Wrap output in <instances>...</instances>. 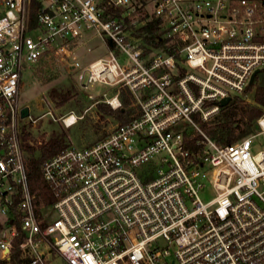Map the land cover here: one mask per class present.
Instances as JSON below:
<instances>
[{
    "label": "built area",
    "instance_id": "obj_1",
    "mask_svg": "<svg viewBox=\"0 0 264 264\" xmlns=\"http://www.w3.org/2000/svg\"><path fill=\"white\" fill-rule=\"evenodd\" d=\"M148 1L152 43L130 21L132 0H0V264H264V108L234 142L207 132L220 100L264 69V0ZM84 35L104 51L76 81L115 86L101 101L119 109L125 92L133 111L45 159L51 200L37 206L22 73Z\"/></svg>",
    "mask_w": 264,
    "mask_h": 264
},
{
    "label": "rangeland",
    "instance_id": "obj_2",
    "mask_svg": "<svg viewBox=\"0 0 264 264\" xmlns=\"http://www.w3.org/2000/svg\"><path fill=\"white\" fill-rule=\"evenodd\" d=\"M134 10L130 16V21L133 22V27H139L149 16L151 4L148 0H132ZM61 43L57 46V50L51 54L53 60L52 67L40 69V62L25 69L22 73V83H28L20 91V102L29 108V116L20 119L21 127L30 133L29 144L36 145L40 142L46 141L49 138L57 137L62 139L64 145H73L76 147L86 146L96 139L103 136L106 132L111 130L119 120L112 113H103L97 109V104L105 106L108 111L115 112L117 109H112L110 105L102 102L104 97H110L115 92V86L111 87L102 83H93L82 87L76 81L74 68L70 70L66 61L75 60L77 64L85 66L92 58L103 53L102 49L97 47L93 42L75 43L64 45ZM61 46V47H60ZM56 49V48H55ZM54 49V50H55ZM50 68V70H48ZM78 68H81L79 66ZM32 81V82H31ZM72 84L74 89L70 91L71 99L63 104H57L59 99H51L47 92L48 90L62 83ZM31 82V84H30ZM91 95V97H89ZM253 88L245 91L244 94H233L232 99L235 97H242L244 103L247 105H254L252 100ZM128 103L131 106L128 96ZM119 100L122 104L121 93ZM61 103V102H60ZM92 104H94L92 106ZM129 105H126L129 106ZM122 106H124L122 104ZM86 107L82 112L81 108ZM81 114V115H80ZM131 114V113H130ZM74 115L77 120L69 126H65L62 118ZM246 128L245 123H239V128L236 133ZM253 131V129H252ZM255 146L252 151L255 152L261 147L262 136L258 135L254 138ZM40 181L46 185L40 172ZM30 189V188H29ZM34 195L35 193L32 192ZM213 196L211 191L206 190L200 193L203 201H208ZM36 197V195H35ZM39 206L44 201H35Z\"/></svg>",
    "mask_w": 264,
    "mask_h": 264
},
{
    "label": "trees",
    "instance_id": "obj_3",
    "mask_svg": "<svg viewBox=\"0 0 264 264\" xmlns=\"http://www.w3.org/2000/svg\"><path fill=\"white\" fill-rule=\"evenodd\" d=\"M123 8L117 7L112 8L111 13L120 17ZM126 21V19H124ZM152 22H147L145 25H142L139 30H145L148 32L144 36V40L147 43L153 42V36L150 35L149 31L151 29ZM135 34V33H134ZM136 35V34H135ZM139 34H137L138 36ZM253 88L252 100L254 105H247L244 103L243 99L240 97H235L228 101V103L220 108V115L218 117V122L214 127H211L207 130L209 135L215 138L220 143H231L234 142L239 136L247 134L254 129V120L264 108V69L258 71L252 82L248 85L246 91ZM74 89L72 84H66L64 81L51 87L47 95L51 99H59L57 104H63L64 102L71 99V95H69L70 91ZM125 92H121L122 106L117 109V111L112 112L111 110L105 107L107 105L97 104V109L103 113H112L119 122H125L130 113L133 111L132 106L128 103V98ZM61 102V103H60ZM126 105H129L126 107ZM84 108H81L79 112H82ZM81 115V114H80ZM245 123L246 128L241 130L238 134L236 133V129L239 128V123ZM30 133L26 130L22 132V142L23 148L25 151V162L27 168V178L28 185L31 192H34L36 195V201H44L49 202L51 200L49 195V190L47 185L43 184L40 181V172H41V164L42 162L56 154L64 145L62 139L57 137H52L47 139L46 141L40 142L36 145L29 144ZM21 242V238H16L13 242V255L17 257L18 255V247Z\"/></svg>",
    "mask_w": 264,
    "mask_h": 264
},
{
    "label": "crops",
    "instance_id": "obj_4",
    "mask_svg": "<svg viewBox=\"0 0 264 264\" xmlns=\"http://www.w3.org/2000/svg\"><path fill=\"white\" fill-rule=\"evenodd\" d=\"M94 41V43L97 45V47H99L100 49H102V51H104V46H103V44L101 43V41H99L96 37H92L91 35H84V36H82L81 38H78V39H76V40H73V41H71V42H69V43H64V45H68V44H77V43H84V42H93ZM63 45V46H64ZM61 47V46H60ZM57 50V47H56V49L55 50H53V51H51V52H49L47 55H45L44 57H42L41 59H40V68L38 69V70H40V69H43V68H47V67H52L51 66V64L53 65V60L51 59V54L54 52V51H56ZM95 58V57H94ZM93 59V58H92ZM91 59V60H92ZM90 60V61H91ZM89 61V62H90ZM84 61H82L81 63H80V65H78V67L79 66H81L82 67V63H83ZM89 62H87V63H89ZM84 66V65H83ZM48 70H50V68H48ZM32 82V81H31ZM31 82H30V84H31ZM26 85H29L28 83L26 84V83H22V86H21V88H23V87H25ZM94 104H92V106H93ZM84 115H82L81 117H83ZM81 117H79V118H81Z\"/></svg>",
    "mask_w": 264,
    "mask_h": 264
},
{
    "label": "water",
    "instance_id": "obj_5",
    "mask_svg": "<svg viewBox=\"0 0 264 264\" xmlns=\"http://www.w3.org/2000/svg\"><path fill=\"white\" fill-rule=\"evenodd\" d=\"M255 73H257V71H256ZM255 73L251 76L250 82L252 81V79H253ZM229 100H230L229 97H225V98L221 99L219 103H220L221 106H224V105H226V104L228 103ZM20 116H21L22 118L29 116V108H28V106L24 105V106L21 108Z\"/></svg>",
    "mask_w": 264,
    "mask_h": 264
},
{
    "label": "bare ground",
    "instance_id": "obj_6",
    "mask_svg": "<svg viewBox=\"0 0 264 264\" xmlns=\"http://www.w3.org/2000/svg\"><path fill=\"white\" fill-rule=\"evenodd\" d=\"M66 62H67V64H68V68H69L70 70H72V69H74V68H78L77 61L71 59V60H68V61H66ZM73 119H74V115H70V116H68V117H65V120H66L67 122L73 121Z\"/></svg>",
    "mask_w": 264,
    "mask_h": 264
}]
</instances>
